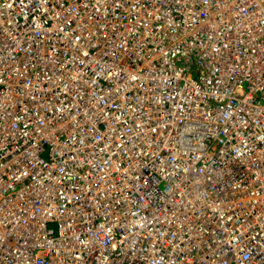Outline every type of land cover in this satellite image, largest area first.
<instances>
[{
	"label": "built area",
	"instance_id": "built-area-1",
	"mask_svg": "<svg viewBox=\"0 0 264 264\" xmlns=\"http://www.w3.org/2000/svg\"><path fill=\"white\" fill-rule=\"evenodd\" d=\"M259 62L264 0H0V264H264Z\"/></svg>",
	"mask_w": 264,
	"mask_h": 264
},
{
	"label": "bare ground",
	"instance_id": "bare-ground-1",
	"mask_svg": "<svg viewBox=\"0 0 264 264\" xmlns=\"http://www.w3.org/2000/svg\"><path fill=\"white\" fill-rule=\"evenodd\" d=\"M98 16H103L104 15V9H101L100 10V12L97 14ZM85 20H81L80 21V23H79V25L78 26H80V25H84L85 24ZM77 26V27H78ZM68 35H70V34H68ZM64 38L63 37H56V38H54V39H52L51 38V40H50V42H48L49 44H51L52 46H53V49L55 50V56L54 57H57L58 55H59V52H60V46H61V41L63 40ZM83 43L82 44H80V45H74L73 46V48H72V50H75V49H79V48H81V50H80V52H86L87 50H88V48H85V45H86V43H88V41H89V36H86V35H83ZM72 40H73V38H72ZM73 44H74V40H73ZM13 48V47H12ZM30 52V51H29ZM103 54H98L97 56L99 57V56H102ZM51 56L50 55H48L45 51H42V58L44 59V60H47V59H49ZM259 64L261 65V66H263V68H264V65L261 63V62H259ZM48 69V71H52L53 69L52 68H47Z\"/></svg>",
	"mask_w": 264,
	"mask_h": 264
}]
</instances>
